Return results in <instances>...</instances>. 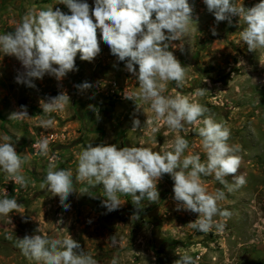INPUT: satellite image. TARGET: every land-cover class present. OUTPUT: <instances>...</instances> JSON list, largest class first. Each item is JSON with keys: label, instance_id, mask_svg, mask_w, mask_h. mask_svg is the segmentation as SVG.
Returning a JSON list of instances; mask_svg holds the SVG:
<instances>
[{"label": "rangeland", "instance_id": "1", "mask_svg": "<svg viewBox=\"0 0 264 264\" xmlns=\"http://www.w3.org/2000/svg\"><path fill=\"white\" fill-rule=\"evenodd\" d=\"M85 2L94 7V0ZM259 2L236 0L246 8ZM189 3L194 5L197 27L192 24L190 32L182 40L173 41L175 47L169 49L182 66L188 67L185 83L177 88L175 82H168L164 94H179L206 106V115L225 123L231 131L228 143L239 148L238 175L245 176L246 184L232 192L224 189L226 198L218 201L222 209L231 212L228 218H214L225 224L224 229L202 233L191 228L188 224L198 214L176 210L174 181L168 175L158 183L159 202L143 200L140 209L130 196L121 195L120 208L108 212L102 206L104 192L99 185L84 195H70L66 201L70 209L65 211L58 196L41 188L52 156L58 157L60 168L70 169L75 176L81 146L89 140L93 146L105 143L163 151L171 150L175 137L181 135L189 142L184 156L199 154L203 162L206 155L196 131L198 126L185 124L182 131L176 132L162 119H156L150 105L137 101L146 113L137 111L135 103L123 95L137 91L138 82L125 70V62L118 61L102 41V50L92 62L80 60L78 54V71L61 81L46 74L42 79H33L35 87L17 83V76L25 70L15 57L0 52V142L7 134L16 151L30 157L23 168L27 187L15 184L0 171V198L6 190L8 198L24 205L19 212L0 216V264H36L15 244L17 238L38 234V228L41 235L52 239L71 235L99 264H111L114 253L119 254L118 264H174L184 254L192 256L196 264H264V49L247 50L240 37L245 25L239 17L233 16L230 24L217 23L203 0ZM23 5L27 11L31 6H37L33 8L36 11L54 7L71 14L59 0H23ZM3 29L1 34L11 31ZM84 82L91 87H75ZM199 88L208 91L203 96L194 95ZM62 92L70 96V102L51 114L42 113L41 100L46 102ZM21 106H26L29 117L10 120V114ZM47 118L53 121L50 127L41 124ZM134 118L140 120V127L132 130ZM147 118L151 124H145ZM44 139L49 143L47 156L39 149ZM201 179L209 193L223 188L213 176ZM226 179L232 182L231 176ZM73 180L75 183V177ZM76 187L79 190L86 184L78 183ZM134 214L139 218H132Z\"/></svg>", "mask_w": 264, "mask_h": 264}, {"label": "clouds", "instance_id": "2", "mask_svg": "<svg viewBox=\"0 0 264 264\" xmlns=\"http://www.w3.org/2000/svg\"><path fill=\"white\" fill-rule=\"evenodd\" d=\"M59 3L66 5L71 14L54 7L30 10L13 31L0 35V52L15 57L25 70L17 76L16 82L35 87L33 79H42L46 74L61 81L69 73L78 71V54L80 60L92 62L102 50V41L118 61L125 62V70L138 82V90L125 93L123 97L132 100L137 111L142 109L146 113L137 101L150 105L156 119H162L173 131H182L185 124L198 126L196 131L206 160L202 162L199 154L184 156L189 142L181 135L175 137L171 150L163 151L105 143L93 146L89 140L81 146L76 175L70 169L60 168L56 162L58 157L52 156L41 188L58 196L60 205L67 211L70 204L66 201L74 192L84 195L102 185V206L112 212L122 205L121 195L130 196L137 209L142 207L143 200L159 202L158 183L168 175L174 181L176 210L198 214V218L188 225L202 233L213 228L222 231L225 224L214 218L231 216L229 210L218 204L226 198L224 189L232 192L246 184L245 176L238 175L239 148L228 143L230 129L212 115H206L209 113L206 106L179 94H164L170 81L175 82L177 88L184 86L188 67L182 66L169 49L175 47L173 41L182 40L190 32L192 24L197 27L198 21L193 19L194 5L189 0H94L91 8L85 0H59ZM203 3L217 23L228 21L230 24L233 16L239 17V22L245 25L240 37L249 52L264 49V0L250 8L236 0H203ZM212 34H217L215 29ZM75 87L84 90L91 84L84 82ZM207 91L199 88L194 95L203 96ZM70 99L62 92L46 102L41 100L42 113L51 114ZM27 117L26 106H21L19 111L10 114L9 119ZM52 123L51 118L41 120L44 127H50ZM151 123L152 120L147 118L145 124ZM139 127L140 120L134 118L132 130ZM2 140L0 171L15 184L27 187L29 181L23 175V168L30 162V157L16 151L11 136L6 134ZM48 148L47 139L39 143L41 155L47 156ZM208 176H213L223 188L209 193L201 179ZM230 176L231 183L226 179ZM78 183H84L86 187L78 190ZM23 207L16 199L8 198L5 190L4 197L0 198V216L7 217ZM132 218L139 217L134 214ZM37 233L17 238L15 244L24 257L36 264H99L71 235L52 239L41 235L39 228ZM111 238L115 242V236ZM179 257L174 264H196L188 254ZM118 260L119 254L114 253L111 264H118Z\"/></svg>", "mask_w": 264, "mask_h": 264}, {"label": "crops", "instance_id": "3", "mask_svg": "<svg viewBox=\"0 0 264 264\" xmlns=\"http://www.w3.org/2000/svg\"><path fill=\"white\" fill-rule=\"evenodd\" d=\"M2 2L5 4V7L0 5V35H2V31H4V27L5 29L9 28V30L13 31L29 9L28 4L27 10H25L26 6L23 5V0H0V4ZM33 8L37 9L38 7L31 6L30 10H34Z\"/></svg>", "mask_w": 264, "mask_h": 264}, {"label": "flooded vegetation", "instance_id": "4", "mask_svg": "<svg viewBox=\"0 0 264 264\" xmlns=\"http://www.w3.org/2000/svg\"><path fill=\"white\" fill-rule=\"evenodd\" d=\"M150 211L148 210L146 213H149Z\"/></svg>", "mask_w": 264, "mask_h": 264}, {"label": "built area", "instance_id": "5", "mask_svg": "<svg viewBox=\"0 0 264 264\" xmlns=\"http://www.w3.org/2000/svg\"><path fill=\"white\" fill-rule=\"evenodd\" d=\"M198 258H200V256Z\"/></svg>", "mask_w": 264, "mask_h": 264}]
</instances>
